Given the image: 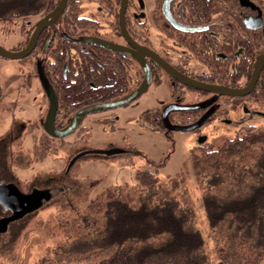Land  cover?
<instances>
[{
	"label": "trees",
	"instance_id": "obj_1",
	"mask_svg": "<svg viewBox=\"0 0 264 264\" xmlns=\"http://www.w3.org/2000/svg\"><path fill=\"white\" fill-rule=\"evenodd\" d=\"M77 1H68L53 26L61 31L50 47L53 51L48 47L44 51L38 44L37 49L41 51L37 52L34 65L35 76L44 86H52L56 103L53 123L57 130L68 128L82 109L115 102L132 94L141 87L146 76L143 61L136 59L132 63L122 48L101 42V24L81 17ZM115 1L114 10L121 6V0ZM156 1L161 3V0ZM59 3L60 0H0V23L5 24V33L10 34V22L33 16L44 18L51 15ZM117 19L119 22L120 17ZM97 41L106 64L93 57L94 47L90 51V46L97 45ZM28 42L29 39L25 40L16 50H23ZM34 54L22 61L32 59ZM114 81L116 85L111 86ZM51 107L52 104L48 115ZM155 111L159 109L154 108L147 114L151 116ZM25 129L28 131L29 127L19 126L20 131ZM86 130L80 122L73 132L78 131V135L83 136ZM243 130L239 137L216 147L211 144L191 150L192 166L202 187L207 225L222 243L218 250L221 264H264V235L261 237L264 232V129L252 126ZM18 137L12 140L16 138L18 143ZM12 144L7 139L0 145V170H3L2 165L8 170L16 161L11 154L15 153ZM68 144L73 142L50 134L44 126L39 131L36 147L51 155ZM155 175L148 170L138 171L139 185L150 190V196L142 200L108 191L92 201L88 210L101 214L102 223L95 247L89 246L80 252L60 250L38 264H209L192 202L188 197L184 202L180 200L183 195L181 198L178 195L179 200L170 199L165 189L161 190L165 197H160ZM174 184L180 185L179 178ZM86 228L89 230L88 225ZM236 234L243 239L240 248L230 239Z\"/></svg>",
	"mask_w": 264,
	"mask_h": 264
},
{
	"label": "rangeland",
	"instance_id": "obj_2",
	"mask_svg": "<svg viewBox=\"0 0 264 264\" xmlns=\"http://www.w3.org/2000/svg\"><path fill=\"white\" fill-rule=\"evenodd\" d=\"M83 2L89 6L87 0ZM129 12L134 20L147 18L153 40L159 39L154 0H134ZM40 19L37 16L26 20L16 19L8 24L10 34L5 33V24L0 23V45L13 52L16 45L25 40L26 34L31 36L28 24L34 28L42 21ZM136 28L140 29L137 25ZM22 31H25L23 37ZM22 64L0 56V138L14 121L29 127L28 131H21L22 137H18V143V128L13 131L16 133L15 139L7 138L13 142L15 153L10 152L15 156L13 161H16L12 165L15 166L19 182L26 191L54 185L60 192L0 231V264H38L41 259L60 250L80 252L89 246L95 247L102 225L101 214L90 212L89 205L108 191L120 196L130 195L135 201L150 196V190L142 188L137 178L138 171L146 170L156 174L157 190L165 189L170 199L174 197L179 200L183 195L180 200L184 202L186 197L189 198L197 211V226L203 234L208 263L221 264L218 250L222 243L208 228L200 178L191 162V150L198 145V138H194L196 134L194 136L193 132L163 133L156 130L147 116L152 109L170 103L175 97L166 79L159 84L151 81L147 90L133 102L112 110L89 113L82 119L86 133L83 136H79L78 131L70 133L65 141L73 144L64 145L56 154L49 155L36 145L39 131L44 127L41 125L49 117L47 97L50 90H43L39 79L34 80L27 89L19 88L17 85L27 83L22 80L24 77L31 78L24 73V69L21 71L25 66ZM27 66L31 70L32 65ZM44 94L47 96L44 97ZM109 119L114 122L110 123ZM222 134L226 138L233 132L218 129L214 135L209 133L207 142L218 146L226 141ZM86 152L89 153L71 165L73 158ZM178 178L180 185L174 186ZM159 194L165 197L162 191ZM2 216L6 214L0 210V218ZM263 235L264 232L261 237ZM240 236L236 234L230 237L238 248L243 244ZM262 241L264 244V237Z\"/></svg>",
	"mask_w": 264,
	"mask_h": 264
},
{
	"label": "flooded vegetation",
	"instance_id": "obj_3",
	"mask_svg": "<svg viewBox=\"0 0 264 264\" xmlns=\"http://www.w3.org/2000/svg\"><path fill=\"white\" fill-rule=\"evenodd\" d=\"M78 1L81 8L80 16L101 24L102 37L99 38L101 42L122 48L125 53L127 52L125 57L132 63L136 59L141 63L143 61L151 73L150 83L153 81L159 84L166 79L175 97L170 103L155 108L159 109L155 114L147 115L153 128L163 133H171L183 131L175 127H190L201 123L195 130L184 131L193 132L194 136L196 134L194 138H198V145L193 147L194 151L196 148L211 145V142H207L209 133L214 135L218 129L233 132L226 138L222 134L225 140L239 137L243 129L252 126L264 129V0H171L168 3L167 0H161V3L154 0L157 12L155 26L160 34L158 40H153L147 18L141 21L137 19L138 22L134 20L133 14L129 12L134 0H128L125 27L130 42L123 36L120 20L118 22L117 19L120 17L121 6L114 10L115 0H87L89 6H85L83 0ZM165 4H168L167 7ZM48 17L40 16L42 21L34 28L29 23L28 30L31 36L26 34L25 40L30 41L37 28L50 19ZM56 22L57 20L39 36L32 52L36 55L34 54L32 59L18 60L25 65L21 71L24 69L28 78L31 77L30 79L24 77L22 80L27 83L17 85L19 88L27 89L32 86L34 80L39 79L34 74L37 52L41 51L37 46L40 44L44 51L46 47L51 49L58 33L61 32L53 27L56 26ZM137 23L142 25L139 26ZM136 25L140 29H137ZM137 32L143 35L140 36ZM24 34L25 31H22V37ZM22 40L16 46L25 41ZM95 43L97 45L90 46V51L91 48H95V52H91L93 57L100 63L106 64L107 60L99 42ZM133 43L144 48L148 53L141 57V53L134 48ZM16 49L17 47L14 48V52L23 51ZM47 53L51 55L52 52ZM152 55L159 57L160 61ZM27 64L32 65L31 70H28ZM116 83L117 81H114L111 86ZM107 85L109 86L108 83ZM41 87L43 90H50L47 98L51 105L54 101L52 86L49 84L44 86L41 83ZM246 89L250 91L245 95L235 94ZM46 96L44 94V97ZM167 109L171 110L165 115ZM19 126L23 125L14 121L8 132L0 138V145L6 142L8 137H15L13 131L17 128L20 131ZM18 134L16 135L22 137L21 131ZM8 167L7 170L6 165H2L3 170H0L2 188L0 210L6 214L0 218V221L18 217L17 214L24 205L18 196H29L47 190L60 192V189L54 185L45 189L26 191L19 182L15 166ZM14 220L8 221L5 228Z\"/></svg>",
	"mask_w": 264,
	"mask_h": 264
},
{
	"label": "water",
	"instance_id": "obj_4",
	"mask_svg": "<svg viewBox=\"0 0 264 264\" xmlns=\"http://www.w3.org/2000/svg\"><path fill=\"white\" fill-rule=\"evenodd\" d=\"M169 1H171V0H167V3ZM67 2H68V0H60V3L57 6V8L51 13V15H49L48 18H50V19L47 22H44L43 24H41L37 28L34 35L30 39L27 47L23 51H21V52H14L13 51L12 52V51L6 50L5 48H3L0 45V56L3 58H6V59H10V60H20V59H24V58L28 57L33 52V50L35 49V46L38 42V39H39V36L41 35V33L48 26L52 25L58 19V17L62 13L63 9L67 5ZM127 5H128V0H122L121 10H120V24H121L123 36L125 37V39H127L128 42H130L129 35H128L126 27H125V13H126ZM167 5L168 4H165L166 7H167ZM133 46L135 49H137L141 53V57H143L144 55H146L148 53L147 51H145L144 48H142V47H140L134 43H133ZM152 57L157 59L158 61H160L159 57H157L156 55H152ZM144 66H145V70H146V79L139 89H137L135 92H133L132 94H130L129 96H127L121 100L111 102V103H107V104L95 105V106H91V107H87L85 109H82L76 115L73 123L68 128H66L65 130H57L54 127L53 119H54V114H55L56 103H55V101H53L52 108L50 111V115H49V117L46 121V124H45V129L50 134H52L56 137H66L67 135H69L71 132H73L77 128L80 121L89 113L112 110L114 108H117V107H120V106H123V105L130 103V102L135 101L139 96H141L143 94L144 91H146V89L148 88V85L150 83V79H151L150 70L146 64H144ZM206 89H209V88H206ZM249 91H250L249 89H246L243 91H239L235 94L245 95ZM170 110L171 109H167L165 111V115H167ZM200 122H203V121H200ZM199 124H201V123H199ZM199 124H197L195 126L192 125L190 127H175V129L183 130V131H192V130H195V128ZM87 153H89V152L81 153V154L77 155L71 161V165L74 164L80 157H82L83 155H85ZM97 153H104V152L97 151ZM1 190H2V188L0 187V192H1ZM58 193H59L58 190H47V191L37 192V193L31 194L29 196H27V195L26 196H18V199L24 204L21 212L17 214L18 217L14 216L10 219H7L6 221H3V220L0 221V231L5 228L8 221L17 219L20 216L24 215L26 212L33 211L34 209L41 207L43 204H45L47 201H49L52 197H54ZM0 203H1V200H0ZM13 210L15 211V209H13Z\"/></svg>",
	"mask_w": 264,
	"mask_h": 264
}]
</instances>
